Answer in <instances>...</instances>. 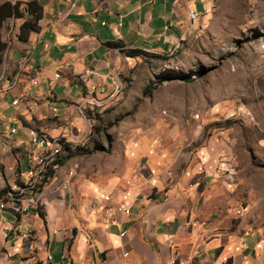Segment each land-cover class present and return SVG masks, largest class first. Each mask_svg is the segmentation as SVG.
I'll list each match as a JSON object with an SVG mask.
<instances>
[{
	"label": "rangeland",
	"instance_id": "rangeland-1",
	"mask_svg": "<svg viewBox=\"0 0 264 264\" xmlns=\"http://www.w3.org/2000/svg\"><path fill=\"white\" fill-rule=\"evenodd\" d=\"M186 6L197 14L192 22L184 18ZM176 7L173 32L181 30L174 47L131 57L114 71L106 96L70 106L72 114L62 116L57 132L66 128L77 138L69 150L48 152L31 180H19L30 154L22 155L24 140L15 145L21 128L13 123V137L0 122V221L15 218L0 226V264L41 263L35 239L47 230L49 205L64 207L68 221L61 229L91 236V218L101 209L132 210L118 196L135 190L153 201L152 193L162 188L182 199L197 196L199 206L208 197L209 218L236 232L232 250L251 264H264V0H186ZM21 20L7 18L0 27L6 44L0 101L7 93L19 94L14 79L22 80L23 73L12 48ZM55 159L60 163L41 184L38 178ZM32 200L38 204L28 213L9 214L10 203ZM32 210L44 215L37 214L38 227L15 224ZM25 230L31 234L23 237ZM6 243L21 246L10 253ZM61 247L53 242V261H61Z\"/></svg>",
	"mask_w": 264,
	"mask_h": 264
},
{
	"label": "crops",
	"instance_id": "crops-1",
	"mask_svg": "<svg viewBox=\"0 0 264 264\" xmlns=\"http://www.w3.org/2000/svg\"><path fill=\"white\" fill-rule=\"evenodd\" d=\"M38 1V30L30 32L25 41L16 40L12 48L13 62L23 73L22 80L17 75L14 79L19 94L7 93L0 101V122L15 129L8 131L7 125L5 131L13 136V123H17L21 137L13 136L18 141L15 145L24 140L22 155L27 159L30 152L22 175L25 181L37 175L48 152L58 154L62 145L56 146V141H74L68 140L66 128L57 132L62 116L72 114L70 106L91 95L106 96L114 71L131 59L106 42L120 41L125 48L158 54L164 52L165 45L174 47L181 30L173 32L180 14L173 0ZM54 73L58 76L53 77ZM39 133L49 143L34 144ZM152 194L153 201L138 197L135 190L118 196L116 201L129 202L132 210L125 214L114 211L113 206L101 209L91 218V236L83 231L71 235L61 229L68 221L64 207L49 205L47 230L35 239V256L40 264H251L232 250L236 232L226 231V224L209 218L213 208L208 197L199 206L197 196L182 199L164 188ZM16 204L10 203L7 209L12 217L28 213L13 211ZM37 212L21 215L15 224H32L35 229ZM63 215L65 221H61ZM13 221H0V226ZM53 242L62 244L61 261H53L49 254ZM10 245L6 243L5 247ZM20 246L11 245L9 252L19 251Z\"/></svg>",
	"mask_w": 264,
	"mask_h": 264
},
{
	"label": "trees",
	"instance_id": "trees-1",
	"mask_svg": "<svg viewBox=\"0 0 264 264\" xmlns=\"http://www.w3.org/2000/svg\"><path fill=\"white\" fill-rule=\"evenodd\" d=\"M21 4L22 7H20ZM40 17H41V4L38 0H26L24 2L18 0L13 2L10 0H3L0 2V27L2 22L7 18L22 19L20 24L18 25V31L16 34V38L19 41H25L30 32L38 30L39 26L37 22L40 19ZM106 45L108 47L117 48L122 55L127 57L146 56L147 54V52H144L137 48H125L120 41L106 42ZM5 46H6L5 42L0 38V62L2 59V52L4 51ZM61 143H63L61 146V151L62 148L64 150L70 149L68 142L62 141ZM58 163H60L59 159H55L49 164L47 169L48 178L52 176L54 168ZM38 179L42 181V178H38ZM38 187L36 188L34 187L33 189H31L32 192L38 189ZM37 213L41 218L43 217V214L40 211H38Z\"/></svg>",
	"mask_w": 264,
	"mask_h": 264
},
{
	"label": "built area",
	"instance_id": "built-area-1",
	"mask_svg": "<svg viewBox=\"0 0 264 264\" xmlns=\"http://www.w3.org/2000/svg\"><path fill=\"white\" fill-rule=\"evenodd\" d=\"M173 1L175 3H179V2H184L185 3L186 0H173ZM194 11H195L194 8H190L188 6H186V8H185V14L184 15H185V18L188 19L189 22H192L193 20L196 19L197 14H195ZM57 76H58L57 73H54L53 74V77H57ZM13 129H14V127H11V128L8 129V131H13ZM72 137L68 136V140H70V139H76L77 138L76 136H72ZM36 143H43V144L48 143V141H45V139H43V133H39V140H38V142H35L34 144H36ZM62 144L63 143H59V142L56 141V146L62 145ZM20 179H22V175H19V180ZM46 181H47V171L43 174L41 184L43 182H46ZM37 204H38V201H36V202H30L27 205H19V210H17V212H29L31 209L36 208L37 207ZM118 210L121 213H125V214L129 213V209L127 207L123 206V205H121L118 208ZM123 233L124 232H121V234H123ZM25 234H31V233H28L27 230H25V232L23 233V237H25Z\"/></svg>",
	"mask_w": 264,
	"mask_h": 264
},
{
	"label": "bare ground",
	"instance_id": "bare-ground-1",
	"mask_svg": "<svg viewBox=\"0 0 264 264\" xmlns=\"http://www.w3.org/2000/svg\"><path fill=\"white\" fill-rule=\"evenodd\" d=\"M15 129H13V131H14ZM43 139H44V134H43ZM45 141H47L46 139H45ZM48 143H49V141H48ZM59 143H61V142H59ZM37 144V143H36ZM47 144V143H46ZM59 146V145H58ZM47 180H48V177H47ZM43 183H45V182H43ZM28 194V193H27ZM19 205L20 204H16L15 206H13L12 207V209H13V211H16L17 212V210H19ZM22 205H25V204H22ZM19 213V212H18Z\"/></svg>",
	"mask_w": 264,
	"mask_h": 264
}]
</instances>
